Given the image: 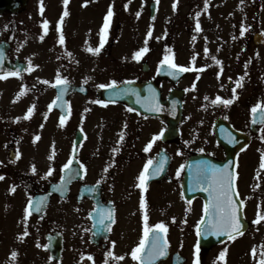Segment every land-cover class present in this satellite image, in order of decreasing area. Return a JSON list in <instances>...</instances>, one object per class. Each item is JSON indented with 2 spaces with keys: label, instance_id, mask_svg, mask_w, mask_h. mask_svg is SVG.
Instances as JSON below:
<instances>
[{
  "label": "flooded vegetation",
  "instance_id": "obj_1",
  "mask_svg": "<svg viewBox=\"0 0 264 264\" xmlns=\"http://www.w3.org/2000/svg\"><path fill=\"white\" fill-rule=\"evenodd\" d=\"M3 1L0 68L21 71L18 76L0 79V175L5 177L0 180V264H44L50 258L48 234L63 245L61 259L51 264H70L75 258L89 256L88 264H104L105 260L108 264H138L131 258V249L143 235L141 195L147 201L149 224L163 221L167 225L165 238L171 254L179 251L171 244V237L178 236L173 241L184 240L183 249L192 240V257L198 255L200 264L214 261L219 254L214 249L233 238L200 247L196 253L197 225L202 224L209 193L195 183L194 164L208 161L223 167L232 161L231 157L228 161L232 150L237 152L235 165L229 164L236 173L234 199L238 204L244 202L240 212L248 224L243 235L262 241L264 220L254 221L258 213L264 215V201L259 197L264 192V168L256 174L259 187L253 188L247 167L264 154V124L253 123L251 113L253 105L264 101V0H208L207 7L205 0H121V4L106 0L107 9L95 29H88V5L96 6L99 0H69L66 6L63 0ZM110 5L114 16L106 42L94 54L87 49L99 45ZM129 5L137 6L139 17L129 12ZM146 5L148 28H124L126 20L137 24ZM65 8L69 15L60 22ZM121 8L126 11L123 16ZM44 20L49 22L47 31ZM197 22L200 31L195 30ZM58 23L64 45L58 43ZM241 26L246 29L244 36H240ZM83 35L86 44L77 51L72 44ZM143 47L149 50L136 60V52ZM166 54L188 70L161 65ZM29 61L32 70L24 71ZM57 74L67 78L66 86L55 84ZM240 77L242 87L237 86ZM112 80L117 81L113 88L133 91L115 96L116 89L107 93L111 88L99 87ZM62 87L67 89L62 100L49 109ZM233 88L236 99L231 104L212 103L217 96L232 99ZM96 100L105 101L106 106L94 103ZM149 100L151 109L146 103ZM157 101L159 111L154 110ZM32 105L35 110L25 119ZM62 115L66 116L63 125ZM47 120L57 126V134L45 131ZM154 135L160 139L144 152ZM241 135L247 138L244 144ZM36 136L40 139L34 141ZM199 154L206 157H194ZM149 159L153 161L150 169L162 160L163 169L141 190L136 187L137 177ZM69 160V169H63ZM78 165L82 175L72 176L68 193L53 194L36 211L38 195L47 192L64 172L68 178L72 170L78 171ZM49 168L53 169L50 175ZM84 186H88L85 197L81 194ZM30 198L34 205L25 220ZM101 206L112 210L115 222L111 231L97 222L99 212L93 210ZM25 230L28 235L19 239ZM13 251L17 252L15 258ZM108 252L113 255L106 256ZM169 259L158 264H171Z\"/></svg>",
  "mask_w": 264,
  "mask_h": 264
},
{
  "label": "snow or ice",
  "instance_id": "obj_2",
  "mask_svg": "<svg viewBox=\"0 0 264 264\" xmlns=\"http://www.w3.org/2000/svg\"><path fill=\"white\" fill-rule=\"evenodd\" d=\"M69 0H63V4L66 6L68 5ZM241 3H243V0H241ZM208 6V0H205V7ZM128 5H125V8L127 9ZM176 4L174 2L173 8L175 9ZM41 13H43L44 7L43 3H41ZM69 13L67 9L65 8V11L60 17V22L63 21L64 17L68 16ZM140 12L138 11L136 13V16L139 17ZM114 16L113 8L110 5L108 8V11L104 17V24L100 29V41L99 45L96 47H89L87 50L89 52H92L94 54H99L101 49L104 47V44L106 42V35L107 31L111 22L112 17ZM197 16H199V13H197ZM154 19V17H153ZM48 21H43V28L45 31H47L48 28ZM7 27V26H5ZM60 33L58 43L61 45L65 44V36L63 34L62 29L59 26L58 23V29ZM196 31H200V24L197 22L196 24ZM246 29L241 26L240 36H244ZM151 30L147 33V35L151 36ZM41 39H43V36H41ZM149 49L147 47H143L139 49V51L135 54V59L139 60L142 56V54L146 53ZM208 50L205 49V54L207 55ZM195 56L192 57L193 60H195ZM3 59L2 56V50H0V60ZM213 60L216 61L217 64H220L221 62L219 60H216L215 57H212ZM161 65H168L171 69H179L182 71H187L188 69L177 65L173 62V59L169 55H165L164 58L160 61ZM247 67V65H245ZM32 70V64L29 61L28 67L24 69V71H31ZM159 70V69H158ZM20 69L17 68L16 70H9L6 74H0V79H6L7 76H18L20 74ZM231 79V78H230ZM243 80V77H240V80L237 81V86L242 87V84L240 81ZM44 83H49V81L45 80ZM128 83H131V81H128ZM55 84L56 85H63L66 86L68 84V80L66 77H61L59 74L55 77ZM117 84L116 80H112L110 84L99 85L100 88H113ZM195 87V85H193ZM66 87H62L60 89V94L57 96L55 100H53L49 105L48 108L51 109L53 105L56 104L57 100H62L63 94L66 91ZM132 89L129 88H120L116 89V91L113 93L115 96H123L127 95L129 92H132ZM233 97L232 99H223L220 96H217L215 100L212 101L213 104L217 102H222L225 106L231 104L234 99H236V89L233 88ZM22 94V93H21ZM137 95H139L137 93ZM113 103L115 101H112ZM140 102L139 100L137 101ZM94 103L105 105L106 102L103 100H96ZM147 106L151 109L152 104L151 101H147ZM63 107V103L60 105ZM35 110V105L30 106L27 109V113L25 115V119L31 118L33 112ZM130 111L134 109H129ZM156 111L160 110L158 101L156 102L155 109ZM251 113L253 114V123H256L257 120L264 124V101L257 102L255 105L251 108ZM45 116H47V113H45ZM19 119V118H17ZM66 116L62 115L60 117V124L63 125L65 123ZM43 127V125H41ZM162 135V134H161ZM40 137L36 136L34 137L35 140H39ZM120 139H123V133L120 134ZM160 139V135H154L152 139L148 142V144L143 149L144 152H149L152 149L153 143ZM261 139H264V136L261 137ZM113 151H118V149H113ZM203 151V149H201ZM19 157V152H17V158ZM53 157H49V159H52ZM72 163L71 160H69L68 163L63 165V169H69L70 164ZM233 163V161H230L228 164L223 165V167L215 164H211L208 161H200L196 165V171L194 174V180L195 183L201 187H203V190L209 193V203H206L204 205V216L201 217L202 224L197 225V233L200 234L201 229L203 230V233L205 235H228L229 238H234L235 235L240 234L241 228L243 227L241 223V213H240V207L243 205V201L241 200L239 204L234 199V193H235V179H236V173H234L230 167L229 164ZM153 164V161L149 159L147 163L144 164L143 170L139 173L137 177L138 183L136 184V187L140 188L141 190H146L147 188V181H149L153 176L159 175V173L163 169V160L158 163L154 169H150V166ZM184 166L181 165L180 168L182 169ZM261 168H264V154L261 155ZM32 171L35 173L36 169L35 166L32 167ZM107 171V169H105ZM53 172L52 168L48 169L47 174H51ZM80 173L78 171L72 170L71 174L67 178L70 180L73 175H79ZM180 174V171H177V175ZM5 177L3 175H0V180H3ZM62 183L57 186V191H60L63 195V192L65 191L67 180L65 177H61ZM99 183V181L97 182ZM10 191H15L14 188L10 189ZM43 202V198L35 201V210L40 211V205ZM190 204L191 201H188ZM34 202L30 198L28 201V207L25 208V216L24 219L27 220L28 215L30 214V210L33 207ZM140 209L143 210V221H144V227H143V235L141 236L139 243L131 249V258L133 261H137L138 264H153V262L157 261L159 258L164 257L167 255L169 243L167 239L165 238V234L168 231L167 225L160 221L156 223L155 225H150L148 220V206L147 201L143 195H141L140 199ZM93 211H98V224L102 227L107 228L109 231H111V224L114 223V217L111 209H105L102 206L98 207L97 209H94ZM91 215V213H89ZM175 220V218H173ZM261 220H264V215L257 214V219L254 221V223H259ZM108 222L107 224L105 222ZM28 232L27 230L24 231L21 237H18L19 239H22L23 236H27ZM113 245L115 242H112ZM200 251V245L198 244L196 246V253L198 254ZM227 249L221 251L219 253V260H224L225 253ZM253 255H256V249L253 248L252 250ZM12 257L15 258L17 256V252L13 251L11 253ZM113 254L111 252L106 253V256L111 257ZM89 259H92L91 256L88 257ZM115 259L117 260H123L124 257L122 256H116ZM104 264H108V261L105 260ZM193 264H200L199 256L196 255ZM257 264H264V252L261 253V258L258 260Z\"/></svg>",
  "mask_w": 264,
  "mask_h": 264
},
{
  "label": "rangeland",
  "instance_id": "obj_3",
  "mask_svg": "<svg viewBox=\"0 0 264 264\" xmlns=\"http://www.w3.org/2000/svg\"><path fill=\"white\" fill-rule=\"evenodd\" d=\"M50 3H52V0H48ZM121 0H118V3L121 4ZM108 6V2L106 0H99L95 5L89 4L88 5V29L89 28H98L99 23H98V19L100 18V15L102 14L103 10H106ZM144 10L141 13L140 16V20L137 22L136 21H123V27L124 28H141L140 30H144L143 28H148L149 25V21H148V9H147V5L143 6ZM139 10L137 8V6L134 8L132 6L129 5V12L130 13H137ZM120 13L123 16L126 11L121 8L120 9ZM91 26V27H90ZM142 35H144L143 33H141ZM143 39V38H142ZM86 40L87 37L86 36H79L72 45H74L76 47L77 51H80L82 49V47L85 46L86 44ZM40 121L43 123L45 121V117L40 118ZM57 126L54 125V122L52 120H47L46 124H45V131L49 132V131H53L57 134L56 131ZM257 146V145H256ZM260 164H261V160L260 157H256L253 160V164H250L247 167V177L250 178V176L252 175V184H253V188L259 187V183H258V179L256 177V174L260 171ZM264 193V192H263ZM260 193L259 197L262 201H264V197L262 198L260 195L263 194ZM177 209L179 208V206L176 207ZM254 230V229H252ZM174 234L176 235V233L174 232ZM262 236H263V242H264V229H262ZM183 237V236H182ZM175 239H179V237L177 236V238L171 237V244L172 247L174 246L177 249L174 250H179L181 253H184L185 255H189V259L191 258V239H188L187 241V247L186 249H183V242L180 241H173ZM253 248L256 249V255H253ZM227 249L226 253H225V258L224 260H219V254H216V259L214 261H206L208 263L206 264H257L258 260L261 258V253L263 252V246L261 245L260 241H255L251 236L249 237H244V235L242 236H237L231 240H229L224 246H219V248L214 249L215 252L220 253L221 251ZM191 262L188 261L187 264H190ZM72 264H80V259H75V261L72 262Z\"/></svg>",
  "mask_w": 264,
  "mask_h": 264
},
{
  "label": "water",
  "instance_id": "obj_4",
  "mask_svg": "<svg viewBox=\"0 0 264 264\" xmlns=\"http://www.w3.org/2000/svg\"><path fill=\"white\" fill-rule=\"evenodd\" d=\"M208 241H210L209 244L210 243H214L213 239H211V238ZM202 243L205 245V243H207V241L204 240V241H202ZM209 244H207V245H209ZM182 262L183 261L180 258H177V259L174 258V263L173 264H182Z\"/></svg>",
  "mask_w": 264,
  "mask_h": 264
}]
</instances>
